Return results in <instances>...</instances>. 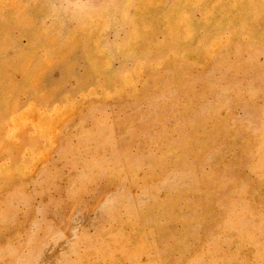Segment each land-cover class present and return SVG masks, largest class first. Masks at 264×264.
Masks as SVG:
<instances>
[{
    "label": "rangeland",
    "instance_id": "374dc122",
    "mask_svg": "<svg viewBox=\"0 0 264 264\" xmlns=\"http://www.w3.org/2000/svg\"><path fill=\"white\" fill-rule=\"evenodd\" d=\"M0 264H264V0H0Z\"/></svg>",
    "mask_w": 264,
    "mask_h": 264
}]
</instances>
